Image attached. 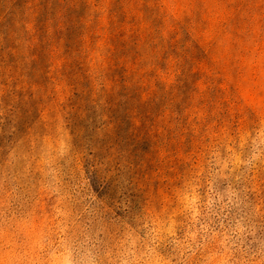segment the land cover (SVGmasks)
Wrapping results in <instances>:
<instances>
[{"label": "rangeland", "instance_id": "obj_1", "mask_svg": "<svg viewBox=\"0 0 264 264\" xmlns=\"http://www.w3.org/2000/svg\"><path fill=\"white\" fill-rule=\"evenodd\" d=\"M116 1L70 57L106 68L118 26L150 105L80 139L66 41L46 78L0 20V264H264V0Z\"/></svg>", "mask_w": 264, "mask_h": 264}, {"label": "trees", "instance_id": "obj_2", "mask_svg": "<svg viewBox=\"0 0 264 264\" xmlns=\"http://www.w3.org/2000/svg\"><path fill=\"white\" fill-rule=\"evenodd\" d=\"M91 2L92 0H0V20L6 29L7 42H10L12 35L17 31V25L25 24L23 36L28 43L26 53L34 64L45 70L46 78H49L51 60L54 57L51 55L58 52L66 41L67 50L62 54L65 68L60 73V79L70 89L64 109L67 110L71 134L77 139L93 129L96 133L98 127L107 131L109 130L106 127L110 125L118 127L121 121L114 117L113 113L120 104L127 106L124 118L130 120L135 119L134 113L140 112L141 105H150L149 101H143L145 92L150 95L149 88L142 90L135 87V94H131L127 81L132 73L130 69L138 63V54L133 55L132 48L128 47L130 41H125L123 31L118 26L110 38L112 51L106 68L96 73L86 67L82 58L79 61L71 59L77 42L90 33L88 23L84 33L79 34L78 30L79 24L85 21V12L89 10ZM125 4L124 0L116 1L117 11L112 14V17H122V24L126 23L128 17L124 9ZM30 24L33 28L28 30L27 26ZM132 37L137 40L136 35ZM97 82L101 85L98 93L95 88ZM146 112L149 114V111ZM97 124L99 126H96Z\"/></svg>", "mask_w": 264, "mask_h": 264}]
</instances>
